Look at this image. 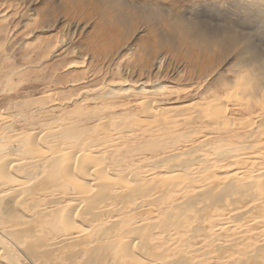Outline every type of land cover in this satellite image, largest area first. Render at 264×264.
I'll list each match as a JSON object with an SVG mask.
<instances>
[{"label": "bare ground", "instance_id": "obj_1", "mask_svg": "<svg viewBox=\"0 0 264 264\" xmlns=\"http://www.w3.org/2000/svg\"><path fill=\"white\" fill-rule=\"evenodd\" d=\"M185 32L235 51L249 72L183 125L187 107L166 106L164 84H110L94 99H120L123 112L57 126L38 161L40 133L0 118V264H264V59L243 33ZM158 117L142 142L136 127Z\"/></svg>", "mask_w": 264, "mask_h": 264}, {"label": "rangeland", "instance_id": "obj_2", "mask_svg": "<svg viewBox=\"0 0 264 264\" xmlns=\"http://www.w3.org/2000/svg\"><path fill=\"white\" fill-rule=\"evenodd\" d=\"M191 24L243 33L242 46L253 45L252 52L264 59V0H0V118L19 132L34 133V139L40 133L38 161L50 156L46 141L57 126L92 128L123 112L120 99H94L110 84L127 89L146 83L149 90L164 84L159 99L169 100L168 107H187L177 118L183 125L203 98L226 95L230 82L249 72L235 51L214 43L201 47L185 32ZM127 95L134 93L122 91ZM159 118L143 131L136 127L142 142L143 134L162 127Z\"/></svg>", "mask_w": 264, "mask_h": 264}]
</instances>
